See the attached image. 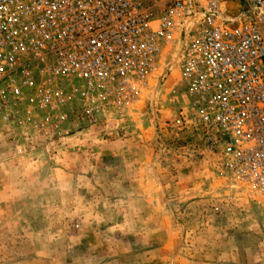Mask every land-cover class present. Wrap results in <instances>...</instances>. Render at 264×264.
<instances>
[{
  "label": "rangeland",
  "instance_id": "374dc122",
  "mask_svg": "<svg viewBox=\"0 0 264 264\" xmlns=\"http://www.w3.org/2000/svg\"><path fill=\"white\" fill-rule=\"evenodd\" d=\"M179 51L128 109H13L0 264H264V194L194 118Z\"/></svg>",
  "mask_w": 264,
  "mask_h": 264
},
{
  "label": "built area",
  "instance_id": "2783aa9c",
  "mask_svg": "<svg viewBox=\"0 0 264 264\" xmlns=\"http://www.w3.org/2000/svg\"><path fill=\"white\" fill-rule=\"evenodd\" d=\"M175 43L194 118L264 194V0H0V131L13 109H128Z\"/></svg>",
  "mask_w": 264,
  "mask_h": 264
},
{
  "label": "bare ground",
  "instance_id": "6f19581e",
  "mask_svg": "<svg viewBox=\"0 0 264 264\" xmlns=\"http://www.w3.org/2000/svg\"><path fill=\"white\" fill-rule=\"evenodd\" d=\"M230 11L231 13L235 14L238 11V7L235 6L234 4L230 5Z\"/></svg>",
  "mask_w": 264,
  "mask_h": 264
}]
</instances>
